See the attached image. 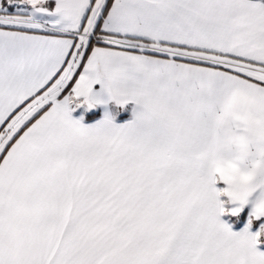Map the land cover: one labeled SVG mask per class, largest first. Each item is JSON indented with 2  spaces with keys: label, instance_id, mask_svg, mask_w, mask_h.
Masks as SVG:
<instances>
[{
  "label": "snow or ice",
  "instance_id": "obj_1",
  "mask_svg": "<svg viewBox=\"0 0 264 264\" xmlns=\"http://www.w3.org/2000/svg\"><path fill=\"white\" fill-rule=\"evenodd\" d=\"M0 264H264V0H0Z\"/></svg>",
  "mask_w": 264,
  "mask_h": 264
}]
</instances>
